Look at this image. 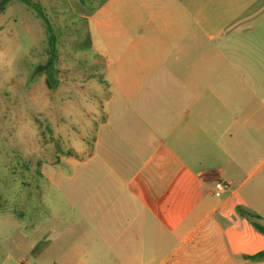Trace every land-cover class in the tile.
I'll use <instances>...</instances> for the list:
<instances>
[{
  "label": "crops",
  "instance_id": "0c3cea01",
  "mask_svg": "<svg viewBox=\"0 0 264 264\" xmlns=\"http://www.w3.org/2000/svg\"><path fill=\"white\" fill-rule=\"evenodd\" d=\"M169 5L155 43L122 66L119 109L73 161L87 178L64 193L76 264H252L264 251L241 213L264 212V175L244 173L264 147V0ZM192 21L212 41L232 39L213 47L218 59L193 61Z\"/></svg>",
  "mask_w": 264,
  "mask_h": 264
},
{
  "label": "rangeland",
  "instance_id": "374dc122",
  "mask_svg": "<svg viewBox=\"0 0 264 264\" xmlns=\"http://www.w3.org/2000/svg\"><path fill=\"white\" fill-rule=\"evenodd\" d=\"M33 1L46 20L20 0H0V264H76L64 193L87 178L73 161L88 159L95 130L120 107L123 64L155 43L173 0ZM231 41L210 40L192 21L194 62L218 59L213 47ZM250 170L264 175V147L252 148Z\"/></svg>",
  "mask_w": 264,
  "mask_h": 264
},
{
  "label": "trees",
  "instance_id": "16d2710c",
  "mask_svg": "<svg viewBox=\"0 0 264 264\" xmlns=\"http://www.w3.org/2000/svg\"><path fill=\"white\" fill-rule=\"evenodd\" d=\"M20 1L27 4L28 6H31L37 12V14L40 18L46 20V16L43 13L41 5L39 3L34 2L33 0H20ZM95 12L96 11L94 10V12H92L89 16H92ZM53 51L54 50H52V52ZM241 213L243 215L247 216L251 220V222H252V224L256 230H258L260 233L264 234V226L258 222L261 219L260 216L254 214V213L247 212V211H241ZM248 259H250V260L264 259V251L259 252L253 256H250V257H248Z\"/></svg>",
  "mask_w": 264,
  "mask_h": 264
},
{
  "label": "built area",
  "instance_id": "2783aa9c",
  "mask_svg": "<svg viewBox=\"0 0 264 264\" xmlns=\"http://www.w3.org/2000/svg\"><path fill=\"white\" fill-rule=\"evenodd\" d=\"M215 189L218 191H225L228 188V185H226L224 182L220 181L219 179L215 180Z\"/></svg>",
  "mask_w": 264,
  "mask_h": 264
}]
</instances>
